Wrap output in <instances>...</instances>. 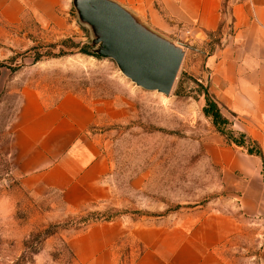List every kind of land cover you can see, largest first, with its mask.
<instances>
[{"label":"rangeland","instance_id":"1","mask_svg":"<svg viewBox=\"0 0 264 264\" xmlns=\"http://www.w3.org/2000/svg\"><path fill=\"white\" fill-rule=\"evenodd\" d=\"M83 1L0 0V264H211L196 241L208 242V217L238 223L216 248L221 260L254 264L258 222L242 213L204 144L216 131L202 113L205 59L223 31L167 33L183 52L177 78L169 94L148 91L79 16ZM66 95L93 109L86 132L110 164L108 199L77 208L28 172L38 153L27 158L26 134L39 132L40 109Z\"/></svg>","mask_w":264,"mask_h":264},{"label":"crops","instance_id":"2","mask_svg":"<svg viewBox=\"0 0 264 264\" xmlns=\"http://www.w3.org/2000/svg\"><path fill=\"white\" fill-rule=\"evenodd\" d=\"M112 1L160 28L159 34L167 39L170 32L176 40L188 35L200 38L222 26L221 45L205 59L208 91L225 117L236 118L230 120L231 129L257 143L264 155V0H229L225 13L224 0ZM36 121L39 132L26 134L27 158L38 153L28 172L39 171L42 185L59 192L66 202L72 195L74 208L108 199L110 164L98 140L86 132L96 121L93 109L79 97L66 95L56 106L40 109ZM204 141L208 159L221 168L224 182L238 192L242 213L258 222L260 239L254 264H264V159L226 143L216 131ZM222 219L226 224L208 217V242L204 236L196 240L208 250L211 264H226L216 248L238 226L231 218Z\"/></svg>","mask_w":264,"mask_h":264},{"label":"water","instance_id":"3","mask_svg":"<svg viewBox=\"0 0 264 264\" xmlns=\"http://www.w3.org/2000/svg\"><path fill=\"white\" fill-rule=\"evenodd\" d=\"M79 16L99 34L106 53L137 86L169 94L183 59L176 41L146 29L112 0H84Z\"/></svg>","mask_w":264,"mask_h":264},{"label":"trees","instance_id":"4","mask_svg":"<svg viewBox=\"0 0 264 264\" xmlns=\"http://www.w3.org/2000/svg\"><path fill=\"white\" fill-rule=\"evenodd\" d=\"M227 3L228 0H224V7L222 9V12H227ZM220 30L221 25L218 30L209 33L219 34ZM204 99L205 103L202 107V113L205 117L210 119L211 124L213 125L215 130L225 138L226 143L243 147L248 154L258 155L263 160V152L261 150V147L257 143L246 140V136L244 133H240L238 136H235L231 130H228V128H226V126L230 125L231 122L221 113L217 102L209 91L204 92ZM111 217L113 216L109 215V218Z\"/></svg>","mask_w":264,"mask_h":264}]
</instances>
